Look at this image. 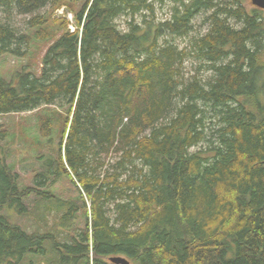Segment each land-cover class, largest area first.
<instances>
[{
  "label": "trees",
  "instance_id": "1",
  "mask_svg": "<svg viewBox=\"0 0 264 264\" xmlns=\"http://www.w3.org/2000/svg\"><path fill=\"white\" fill-rule=\"evenodd\" d=\"M12 12L30 17L25 30L0 19V56L47 46L39 72L0 75V115L52 106L38 145L50 146L54 125L61 135L20 186L0 122V264L46 255V240L47 264H264V11L243 0H0ZM199 13L207 29L188 48L167 39L188 35ZM186 59L197 65L187 77ZM63 174L78 184L82 231L62 238L10 220L31 196L49 211ZM67 203L60 222L79 205Z\"/></svg>",
  "mask_w": 264,
  "mask_h": 264
},
{
  "label": "rangeland",
  "instance_id": "2",
  "mask_svg": "<svg viewBox=\"0 0 264 264\" xmlns=\"http://www.w3.org/2000/svg\"><path fill=\"white\" fill-rule=\"evenodd\" d=\"M154 1V0H151ZM244 4L248 9L253 8L250 0H243ZM171 6L170 1H166L162 5L160 3H155L156 17L158 19L165 20L168 17L169 9ZM63 7V6H61ZM60 7L53 10L51 19L62 16L60 13ZM49 8L40 10V12H49ZM10 12V11H7ZM65 12V11H64ZM206 13H199L193 19L194 28L185 37L169 36L167 39L178 44L180 48H188L190 46L191 40L198 34L204 33L207 29L206 21H204V16ZM10 15V16H9ZM139 16V15H138ZM264 16V12H263ZM30 15H20L12 12L0 13V19L5 18L10 21L17 29L25 30L26 20L29 19ZM67 17V16H66ZM140 19V18H139ZM70 20V16H68ZM71 21V20H70ZM120 26L125 24V17L122 16L118 19ZM46 43H35L32 42L28 47V53L25 56H13L11 54H3L0 56V75L6 78H10L12 74L25 65L35 72H39L41 56L46 49ZM182 67V72L185 77L190 73H193L197 65L193 63L192 59H186ZM208 73H204L203 76L206 77ZM53 110L52 106L43 107L41 110H33L30 112L21 113H9L1 114L0 122L4 123L8 128V139L6 141V150L8 154V163L14 165L15 171L19 174V185L27 186L33 185V178L35 173L39 170V155H48L50 151H55L58 147V142L60 140V130L57 125H54V129L50 135L52 141H50V146L38 145L37 140L39 139V114L45 112L51 113ZM40 111V113L38 112ZM42 112V113H41ZM211 127V125H209ZM50 147V148H49ZM43 158H41L42 160ZM53 197L48 200L49 203L53 204V207L48 211V209L42 205L40 200L36 196H31L26 202L28 203V210L24 213H17L11 210L9 212L10 220L16 224L21 225L27 231L44 232L46 230H51L57 234H62L61 237L75 236L81 229H84L85 215L83 212V207L80 204L79 190L76 185L72 182L71 178L63 176L58 179L55 185L49 187ZM69 200L79 202L77 209L74 211L72 218L69 220L62 219L60 222V216L65 212L68 215L70 211L68 210ZM45 210V211H44ZM69 216V215H68ZM47 225V227H45ZM47 241V240H46ZM45 241V247L47 254L44 256H32L30 257L32 262L26 257L23 260V264H39L44 262L47 264L49 260L54 259L55 248L52 242ZM54 250V251H53ZM53 251V252H52ZM52 263V262H51ZM132 264H140L139 262H134Z\"/></svg>",
  "mask_w": 264,
  "mask_h": 264
},
{
  "label": "water",
  "instance_id": "3",
  "mask_svg": "<svg viewBox=\"0 0 264 264\" xmlns=\"http://www.w3.org/2000/svg\"><path fill=\"white\" fill-rule=\"evenodd\" d=\"M251 3L264 9V0H251ZM109 260L115 264H129V262L121 256H110Z\"/></svg>",
  "mask_w": 264,
  "mask_h": 264
}]
</instances>
